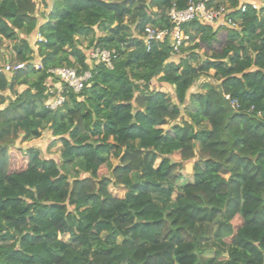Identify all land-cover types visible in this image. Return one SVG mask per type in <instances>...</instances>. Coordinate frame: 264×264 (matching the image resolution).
Segmentation results:
<instances>
[{
  "label": "trees",
  "instance_id": "1",
  "mask_svg": "<svg viewBox=\"0 0 264 264\" xmlns=\"http://www.w3.org/2000/svg\"><path fill=\"white\" fill-rule=\"evenodd\" d=\"M40 1L41 18L34 0H0V38L24 63L0 72V264H222L228 247L264 264V5L211 0L237 27L194 19L173 52L140 34L172 30L167 11L188 0ZM95 46L111 67L89 66ZM63 66L91 77L53 110L48 70ZM45 130L58 159L21 145Z\"/></svg>",
  "mask_w": 264,
  "mask_h": 264
},
{
  "label": "built area",
  "instance_id": "2",
  "mask_svg": "<svg viewBox=\"0 0 264 264\" xmlns=\"http://www.w3.org/2000/svg\"><path fill=\"white\" fill-rule=\"evenodd\" d=\"M262 1V0H261ZM245 3H250L252 8L258 10L263 5H257L256 2H240L237 9L244 10ZM231 7L222 5L216 6L211 0H188L187 6L183 9H177L174 6L167 11L169 20L174 27L172 30L161 29L151 25H145L141 31L140 37L143 40L147 49H150L152 42L161 41L166 35L170 36L171 47L173 52H178L181 45H186L189 36L184 33L183 24L194 19L207 24L224 23L230 27H237L238 21H235L228 16L232 10ZM43 40V37L36 32L34 36V48L36 42ZM116 57L113 49L108 50L100 47H92L87 51L86 61L89 66L98 63H104L108 67L112 66V59ZM24 63L11 64L8 60L6 64L0 67V72H10L20 69ZM35 67H39V63H34ZM49 77L46 81L45 94L47 95L44 104L50 109H57L65 102L67 92L72 90L74 92L80 91L91 77L90 69L78 72L72 67H56L48 70ZM229 99L228 95H225ZM231 106L237 108L236 101H231ZM260 115V113H258ZM5 230L0 229V237L4 234ZM2 239H0V244Z\"/></svg>",
  "mask_w": 264,
  "mask_h": 264
},
{
  "label": "rangeland",
  "instance_id": "3",
  "mask_svg": "<svg viewBox=\"0 0 264 264\" xmlns=\"http://www.w3.org/2000/svg\"><path fill=\"white\" fill-rule=\"evenodd\" d=\"M37 3L38 6V14L41 18V15H43L42 13H45L46 8L44 6V4H42V2L40 0H34ZM48 2H50L51 0H47ZM241 2H246L247 0H238ZM256 1H261V0H254V2ZM249 2V1H247ZM256 2L257 5H261V3ZM222 6L225 7H230V3L228 1H225L223 4H220ZM12 44L13 42L8 41V40H4L2 38H0V48L2 49V52L0 51V67L4 66L7 62L6 57L10 58L9 62L11 64H14V57H13V48H12ZM87 45V41H82V47H86ZM186 45H191L190 42H187ZM180 56H182V54H177L174 55V57H172V60L177 61ZM37 63V61H36ZM211 73L212 71H210L209 75H203L201 76V78L199 80H197L194 85L192 86L190 92L193 91H197L200 89L201 85L203 82L205 81H209V82H213V79L211 78ZM150 88L152 89H161L163 91L169 92L173 95L172 92V88L169 85H165L160 83L156 78H154L151 82H150ZM168 125H163L164 128H167ZM24 148L29 147L30 145L38 148L41 151V155L45 156V157H54L58 159V154H59V147H60V143L58 141L53 142V137L51 136L50 132L48 130H45L41 136L40 139L37 140H32V141H25L21 144ZM112 163H117V159L116 158H111ZM194 163V160H190V161H186L183 165V168L181 170V173L183 175L184 180H191L192 179V165ZM173 198L175 197V193L172 196ZM238 221L235 220L234 224L236 225ZM228 253L231 255V257L227 260L222 262V264H235V256H234V251L230 250V248H227Z\"/></svg>",
  "mask_w": 264,
  "mask_h": 264
},
{
  "label": "crops",
  "instance_id": "4",
  "mask_svg": "<svg viewBox=\"0 0 264 264\" xmlns=\"http://www.w3.org/2000/svg\"><path fill=\"white\" fill-rule=\"evenodd\" d=\"M247 1H249V2H254V0H247ZM246 1V2H247ZM241 1H239V3H240ZM256 2H259V1H256ZM259 3H261V5H264V0H262V1H260ZM2 39H4V38H2ZM5 40V39H4ZM0 51L2 52V49L0 48ZM5 58H8V57H6V55H5Z\"/></svg>",
  "mask_w": 264,
  "mask_h": 264
}]
</instances>
